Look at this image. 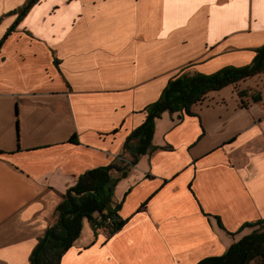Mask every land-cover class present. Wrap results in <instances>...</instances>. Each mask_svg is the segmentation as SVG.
Listing matches in <instances>:
<instances>
[{
    "label": "crops",
    "instance_id": "1",
    "mask_svg": "<svg viewBox=\"0 0 264 264\" xmlns=\"http://www.w3.org/2000/svg\"><path fill=\"white\" fill-rule=\"evenodd\" d=\"M25 2L0 0V264L29 263L79 173L128 162L122 142L168 78L264 42V0H35L18 15ZM190 111H162L115 183L123 223L93 238L84 223L57 264L190 263L264 216V69Z\"/></svg>",
    "mask_w": 264,
    "mask_h": 264
},
{
    "label": "trees",
    "instance_id": "2",
    "mask_svg": "<svg viewBox=\"0 0 264 264\" xmlns=\"http://www.w3.org/2000/svg\"><path fill=\"white\" fill-rule=\"evenodd\" d=\"M34 1L26 0L18 8L17 14H22ZM9 29L11 27L7 31ZM263 69L264 42L254 48V54L247 63L228 64L207 73H180L168 78L158 96L144 107V119L127 133L122 142V147L130 155L128 162L111 161L96 165L76 176L55 205L52 221L32 246L28 264H57L60 255L78 236L84 223L89 226L92 238L97 229L104 228L107 236L123 223L124 218L117 213L119 202L111 199L113 187L118 179L126 175L137 155L154 147L151 143L154 119L162 111L190 114V105L203 99L208 90L218 89ZM252 97L256 98L255 95ZM68 140L75 141L74 134ZM213 216L217 225L223 228L217 215ZM243 227H250V230L229 242L221 253L205 255L184 264H248L251 261L264 264V216L244 221L234 231L226 232L233 234Z\"/></svg>",
    "mask_w": 264,
    "mask_h": 264
},
{
    "label": "rangeland",
    "instance_id": "3",
    "mask_svg": "<svg viewBox=\"0 0 264 264\" xmlns=\"http://www.w3.org/2000/svg\"><path fill=\"white\" fill-rule=\"evenodd\" d=\"M126 158H127V159L130 158V156L127 155ZM103 229H104V228H103ZM97 230H98V229H97ZM104 230H105V229H104ZM104 230H103V231H104ZM103 235L106 236V231H104ZM250 264H257V263H255V261H251Z\"/></svg>",
    "mask_w": 264,
    "mask_h": 264
},
{
    "label": "built area",
    "instance_id": "4",
    "mask_svg": "<svg viewBox=\"0 0 264 264\" xmlns=\"http://www.w3.org/2000/svg\"><path fill=\"white\" fill-rule=\"evenodd\" d=\"M107 220H108V218H107Z\"/></svg>",
    "mask_w": 264,
    "mask_h": 264
}]
</instances>
